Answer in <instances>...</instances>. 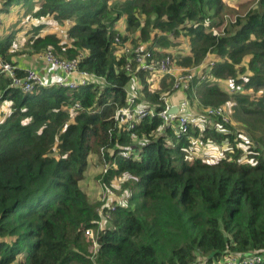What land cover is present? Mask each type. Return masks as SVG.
I'll use <instances>...</instances> for the list:
<instances>
[{
    "label": "trees",
    "instance_id": "trees-1",
    "mask_svg": "<svg viewBox=\"0 0 264 264\" xmlns=\"http://www.w3.org/2000/svg\"><path fill=\"white\" fill-rule=\"evenodd\" d=\"M22 2L28 38L18 50L24 28L3 25L0 70L11 63L23 78L19 55L51 52L78 58L104 81L24 91L0 72V107H9L0 120V264H224L264 256V0L242 14L224 0H4L0 12ZM43 18L65 25V37L42 34ZM120 20L127 34L116 27ZM136 33L133 41L149 42L144 47L158 59L171 55L193 67L210 58L205 78L196 76L184 91L188 108L196 100L206 108L203 128L190 121L178 137L164 124L166 77L152 89L149 71L135 62L130 71V57L115 54V38ZM181 36L188 53L167 52ZM134 78L144 95L136 103L155 114L131 127L116 114ZM227 79L233 95L220 86ZM228 102L244 133L208 112ZM197 142L214 143L221 155L213 162L195 155ZM93 153L107 163L101 182L127 175L130 183L125 203L104 209V227L97 209L104 204L97 207L81 186Z\"/></svg>",
    "mask_w": 264,
    "mask_h": 264
},
{
    "label": "built area",
    "instance_id": "built-area-1",
    "mask_svg": "<svg viewBox=\"0 0 264 264\" xmlns=\"http://www.w3.org/2000/svg\"><path fill=\"white\" fill-rule=\"evenodd\" d=\"M3 23V18L0 16V26ZM115 46V54L117 56L130 57L127 63V69L132 71V64L138 63V68L149 71L153 76L170 77L174 81V89H180L182 92L189 89L194 81L196 75L186 67L178 66L171 55H166L161 59L154 56L152 50L144 47L143 45H133L129 40H122L120 36H117L113 42ZM43 59L55 67L59 74L52 77V79L44 78L36 69L25 68L26 75L23 78H19L16 73V67L11 63H5L1 66L0 72H6L12 77L13 87H20L24 91H31L36 86L46 85H62L70 88H77L81 84L89 83L90 81H104L103 77L96 76L88 71L82 70L79 66V59H63L51 52L42 54ZM203 65H200L202 69ZM203 78L205 75L201 74ZM137 97L133 93H128L127 104L117 110L116 116H125V122H130V126L134 127L135 123H138L148 114L154 115L155 110L153 108L148 109L146 105H139L136 103ZM165 108L159 112V116L163 119L164 124L174 129V133L179 137L188 130L189 117L186 115V110L180 111L177 114H170L169 110L174 104H171L165 100ZM187 106V105H186ZM80 105L76 104L72 109H79ZM209 113L221 114L222 108H209ZM213 144V143H209ZM120 155L129 156V151H121ZM109 193L113 192L108 190ZM112 209L115 206L111 207ZM88 235H92V230L86 232ZM264 256L260 254H253L251 256L233 257L227 260L224 264H258L263 261Z\"/></svg>",
    "mask_w": 264,
    "mask_h": 264
},
{
    "label": "rangeland",
    "instance_id": "rangeland-1",
    "mask_svg": "<svg viewBox=\"0 0 264 264\" xmlns=\"http://www.w3.org/2000/svg\"><path fill=\"white\" fill-rule=\"evenodd\" d=\"M4 1V0H3ZM257 1V0H256ZM22 7L24 8V11H21L20 8H15L13 9V13H12V18H10L8 20V22L5 21V23L3 22L1 25V28L3 27V25L6 26V28H8V32L11 31H21V28H24V30L21 32L20 36L18 34V40L19 43L17 44V49L21 50L24 47V43L27 40V34H26V30L27 29V9H29V6L25 3L22 2ZM238 12L245 13L247 10H241V9H237ZM238 13H234V14H228L226 15V18L228 20H233L236 18ZM45 23V27L43 28V30H45L46 32H51V31H56L58 32L62 37H65V29L66 26L65 25H59L57 24V22L52 21V20H48L43 18L42 21ZM121 34H127V30H126V22L125 20H120L117 23L116 26ZM42 30V31H43ZM156 32V31H155ZM130 38H128L129 41H131V43L133 45H143V46H147L148 43L146 41L140 40L138 39L136 42L133 41L134 37L138 38L139 37V33H136L135 35H130L128 34ZM167 52L171 51H175L178 52L177 54H186L189 51V40L187 37L185 36H181L179 37L178 40H174V45L172 46L171 49L169 48H165ZM64 59V58H63ZM210 60V58H208L205 62L202 63L203 67L202 69H200V65L197 66H193V67H186L187 69H189L191 72H193L196 76L198 75H203V71L205 69V67L207 66V62ZM137 67H138V63ZM180 66V65H178ZM180 67H184V66H180ZM205 75V74H204ZM149 81H150V86L152 89H159V87L161 86V82L162 79L155 80L153 79V75L149 76ZM167 83L166 85H168L166 88H164V94H163V99L164 101L167 100L168 102H170L168 99L170 96H173L174 94L182 91L180 89H174V81L173 79H171L170 77H166ZM134 81L133 85H134V89H130L129 86L131 87V83ZM132 82L130 83V85L127 88L128 93H133V95H135L137 97V99L142 98L143 93L141 91V85L139 83L138 80H136V78H134L132 80ZM231 84L233 85V82L230 81L229 79L227 80H223L220 82V86L227 91L229 94H234L235 92L233 90H231ZM250 93H253L252 91H250ZM263 91H259L257 93H255L254 97H259L260 95H262ZM233 100V98H232ZM192 104V105H191ZM139 105H142L141 103ZM222 108V113L224 114L225 117L227 118V120L229 122H231L236 129L242 131V133H244V126L241 123H237L236 119L234 117V112H233V104L231 102L226 103L225 105H221L219 106ZM209 108H214L212 106H210ZM188 112H185L186 115H188L189 117V121H193L196 124H199L200 127H204L205 125H207V123H209L208 118L206 117L207 114V110L206 108H204L202 110V108L199 107V102L196 100L194 103H190L189 108H187ZM9 112V107L6 106L5 104L3 106L0 107V120L5 118V115ZM211 115H213V113H210ZM199 142L195 143V145L192 147L194 150V154L195 155H200L202 157H207L211 162L216 161L218 159V157L221 155V149L217 148L218 146H216L214 143L213 144H198ZM215 145V146H214ZM224 146V145H223ZM217 148V149H216ZM192 150V149H191ZM102 157L98 156L96 153H93L90 157V164L88 166V169L85 172V177L84 179L81 181V186L82 188L86 191V193L89 195V198L92 202L94 203H98L97 207L102 203L104 204L103 206L98 207V211L101 213L102 218H101V222H100V226L104 227L105 225H108V218L110 217V214L107 213L105 214L104 209L106 207H112V206H116L115 202H122L125 203V199H127L126 197L129 195V190L126 187V184L129 183V177L127 175H122L118 178H116L114 181L111 182V184H106L104 182H101L99 180V176L102 173H105V168H107V163L103 162V160L101 159ZM92 183L95 185L96 189L94 190V192L92 190H90L89 188V184L88 183ZM100 184V185H99ZM130 184V183H129ZM108 190H111L113 192L109 193ZM98 192V194L96 193ZM124 200V201H123ZM93 234L92 235H88L86 233L87 236H89L91 239H93L92 237H94V243L91 247V251L93 254L96 253L97 249H98V244L95 241V232L92 230ZM92 236V237H91ZM13 264H19V262H15Z\"/></svg>",
    "mask_w": 264,
    "mask_h": 264
},
{
    "label": "crops",
    "instance_id": "crops-1",
    "mask_svg": "<svg viewBox=\"0 0 264 264\" xmlns=\"http://www.w3.org/2000/svg\"><path fill=\"white\" fill-rule=\"evenodd\" d=\"M229 6L235 8V9H241V10H248L250 9L257 1L256 0H224ZM3 3V0H0V8ZM37 6V5H36ZM15 8H20L21 11L24 12V8L21 6V4H15L12 5L10 8L9 12H0V16L3 18V22L5 23L8 22L10 18H12V13L13 9ZM50 21V19H48ZM47 32L43 31L42 34H45ZM18 65L22 68H34L36 69L44 78L46 79H52L53 76L58 75L59 71L48 64L45 59H43L42 55L39 54H30V55H19L18 57ZM153 79L155 80H160L162 77L160 76H153ZM134 81L131 83V87L129 86L130 89H134L133 85ZM171 104L177 105L180 107V111H185L187 110V101H186V96L185 93L180 91L173 96H170L169 99ZM93 183V182H92ZM91 182L89 184L90 190L94 192L96 189L95 185L92 184ZM100 185V184H99ZM98 194V192H96Z\"/></svg>",
    "mask_w": 264,
    "mask_h": 264
},
{
    "label": "water",
    "instance_id": "water-1",
    "mask_svg": "<svg viewBox=\"0 0 264 264\" xmlns=\"http://www.w3.org/2000/svg\"><path fill=\"white\" fill-rule=\"evenodd\" d=\"M170 114H177L179 112V107L177 105L172 106L169 110Z\"/></svg>",
    "mask_w": 264,
    "mask_h": 264
}]
</instances>
